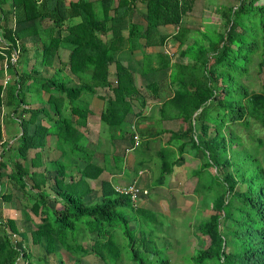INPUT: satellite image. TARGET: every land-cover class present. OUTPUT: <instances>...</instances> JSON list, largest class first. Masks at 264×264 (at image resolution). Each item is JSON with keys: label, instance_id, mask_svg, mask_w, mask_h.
Segmentation results:
<instances>
[{"label": "trees", "instance_id": "1", "mask_svg": "<svg viewBox=\"0 0 264 264\" xmlns=\"http://www.w3.org/2000/svg\"><path fill=\"white\" fill-rule=\"evenodd\" d=\"M95 1L11 0L7 11L1 10L0 32L7 44L0 45V75L5 59L14 50H18L17 62L26 59L32 69L25 74L18 71L17 64L8 63L11 80L3 86L0 78L4 127L8 131L17 125L20 133L15 146L6 144L8 149L3 148L8 157H0V199L16 205L20 212L18 217L12 214L2 218L0 214V264H32L42 259L47 264L48 259L59 257L56 253L60 259L74 258L73 264L90 255L103 259L105 255L98 249L111 243L108 231L114 224L133 252L131 261L144 264L135 231L129 227L132 218L116 213L119 207L131 209L128 199L115 196L108 181L102 179L103 201L88 204L84 198L91 192L89 186L79 185L73 177L74 170L65 166L75 159V149L83 159L88 156L85 128L89 97L100 89H109L111 76L116 79V86L111 88L113 97L103 99L106 106L101 115V121L116 130L124 121L120 112L127 105L126 97L131 99L138 93L133 74L118 60V53L154 46L163 49L169 40H180L181 19L190 10V0L150 1L146 31L129 33L124 38L125 46L114 19L109 23L108 16L102 20L93 16ZM112 1L102 0L106 10L113 9ZM230 1L232 6L218 12V29L210 31L217 41H210V35L204 33L203 43L179 48L173 62L165 61L167 56L162 51L156 68L147 55L140 65L143 75L161 73L164 77L169 70L168 83L174 88L169 104L178 106L182 128L171 133L178 156L172 162L166 161L163 150L156 156L161 160L156 186L164 185L165 175L187 153L202 160L191 171L197 179L195 193L204 190L209 197L214 181L219 188L210 208L215 213L195 228L201 243L209 239L206 248L197 250L196 264L212 259L218 264H264V166L257 153L262 141L257 139L258 145L252 149L239 133L240 128L248 129L250 122L264 129V85L256 90L242 80L249 75L254 54L260 57L258 74L264 68V0ZM166 25L179 29L174 36L152 41L150 35ZM108 31L112 32L109 40L99 37ZM135 35L142 39V46L136 45ZM64 46L68 48L65 62L59 52ZM50 69L53 72L48 74ZM71 75L76 77L77 85H70ZM45 122L48 126H44ZM55 138L57 141L52 140ZM146 145L149 147V143ZM86 163L89 171L91 161ZM101 173L99 169L92 175L78 172L79 183L88 176L97 179ZM67 178L73 184L71 190H67L71 185L65 182ZM16 189L30 202L27 211L19 205L18 198H9ZM48 201L56 207L51 208ZM35 247L39 255L33 253ZM161 264L168 262L164 259Z\"/></svg>", "mask_w": 264, "mask_h": 264}, {"label": "rangeland", "instance_id": "2", "mask_svg": "<svg viewBox=\"0 0 264 264\" xmlns=\"http://www.w3.org/2000/svg\"><path fill=\"white\" fill-rule=\"evenodd\" d=\"M6 2V1H5ZM222 10V9H221ZM92 13L93 16L94 8L92 7ZM213 18V17H212ZM215 20H219V17L215 15ZM209 23V20H207ZM40 28H44V25L39 24ZM206 29V27H205ZM205 33L207 36L210 35V41H217V37L215 34H212V32L205 30ZM205 35V34H204ZM41 36L43 34L41 33ZM193 40L196 42L203 43L202 39L198 36L197 33L193 34ZM171 45L167 46L166 51L172 53L173 49L171 50ZM68 51V48L62 47L59 52L61 56H64L66 52ZM37 61L40 62V59L36 57ZM252 64L250 66L249 75L247 77H244L242 80L245 82L246 85L253 87L254 89H260L261 86L264 85V68L261 72V74H258L257 68L258 63L260 62V57L258 54H254L252 57ZM128 59V66L130 67V70L132 71L134 77H137V65L134 60ZM20 61V60H19ZM124 63H126L125 59H123ZM65 62V61H63ZM53 67H56L57 61L54 60ZM18 71H21L22 73L28 74L29 70L32 69V67L29 65L26 59L23 61L21 60L17 64ZM53 69H50L48 74L52 73ZM45 76L47 74H44ZM1 78V75H0ZM113 82V80H112ZM31 85L28 86V88ZM158 88L161 87V85L157 86ZM164 89L167 91L166 87L164 86ZM144 94L149 95V93L146 91ZM162 97H165L162 95ZM102 103H100L101 105ZM90 114L88 113V116ZM93 118H90V121ZM96 119V118H95ZM3 121L5 123V117L0 112V123ZM181 122H179V125ZM160 123L157 124V126L160 127ZM90 134L97 135V128L98 124L96 125H89ZM121 130L125 131L123 126L121 127ZM106 136H103L102 133L99 135L100 140H102L103 145L101 146V150L104 153H109L115 151L116 155H119L122 152V148L120 144L113 143L112 145L109 144L111 137L108 135L111 130L106 127ZM239 133L241 134L242 138L244 139L245 145L251 147L254 149V146H257L258 143L256 142L257 139H260L262 141V147L257 150L258 158L260 159L262 165L264 166V129L258 125L254 124L253 122H250V126L248 129L240 128ZM6 136H8L7 132L5 133ZM171 135V134H170ZM250 136H253V139H250ZM91 142H95L90 140ZM96 147L93 146L94 151H99L100 148V142L96 141ZM111 143V142H110ZM147 145L142 144L139 148L133 150L131 152L132 158L128 159L126 163L124 164V160L122 156H114L113 158V170L118 173L126 174L127 176L131 174V172L138 171V165L142 162L145 164H141L140 166L144 167H150L152 170V177H153V184L156 185L155 179L159 176L160 173V166H161V160L159 157L155 156L156 149L155 146L149 145V147H146ZM65 149H68V147H64ZM168 149H163V153H166V161L170 162L174 160L175 157H177L178 153L174 150H169V147H166ZM59 151V150H58ZM124 151V148H123ZM165 151V152H164ZM75 152L77 153V149H75ZM101 152V153H102ZM101 155V154H100ZM170 156V157H169ZM168 158V160H167ZM185 161L182 163L177 164L174 166L171 170V172L167 175H171V179H167V175H165V185L162 187L159 191H156L158 198H161L163 200H168L167 203L163 206H151L147 209V215H141L131 212L130 210L123 209L122 207H119L116 210V213L125 215H128L132 218L129 227L132 229V231H135V237L137 238V248L141 252V258L145 259L146 264H160L159 260L161 259H168L169 264H195L194 257L196 255V252L199 247H202L200 244V241L196 239V237L193 235L194 228L193 226L197 223L199 224L202 220V218L205 217V215H208L211 210L212 202H215L217 200L218 194H219V188L217 183L214 181L212 183L211 192L209 194V197L206 198L205 194L206 192L204 190H200V192L196 195L192 190L195 187L196 179L192 177L191 171L195 170L199 166L198 159H192L190 156L184 155ZM86 159V158H85ZM88 159H86L85 162H87ZM98 161L99 164H102V160L99 158ZM108 160H106L107 163ZM156 165V167H155ZM125 166L128 167L125 169ZM57 166H51V169H55ZM67 170L71 169V165L65 166ZM130 167V168H129ZM48 171V170H47ZM51 172V171H49ZM50 177H53V172L50 173ZM126 178V177H124ZM40 179V176H39ZM109 184L115 185V184H121L124 182H128L127 179H118V178H108ZM53 180V179H52ZM65 182L70 183V187L67 186V190H71L73 188V184L70 182V179L67 178ZM79 185H85V182L82 180L81 184ZM86 184H88L86 180ZM82 187V186H81ZM156 187V186H155ZM27 192H30L29 190H26ZM155 192L151 191L148 195V197H154L156 194ZM21 194L20 189H16V191H13L9 198H18L20 202V206L23 207L26 211L29 208L30 202L26 200V198ZM53 196V194H52ZM56 197V196H54ZM164 197V198H163ZM167 197V198H166ZM96 199V197H94ZM174 198V199H173ZM88 200V199H87ZM13 200H11L12 202ZM196 201H198V206L196 207ZM91 202V199L88 201ZM189 203V205L187 204ZM49 206L51 208L56 207L53 202L48 201ZM202 205V207L200 206ZM57 205V204H56ZM207 205L204 209V206ZM210 205V206H209ZM10 204L8 201H1L0 202V211H1V217L4 218V216L8 215V208ZM4 208V209H3ZM202 208V209H201ZM3 209V212H2ZM180 209V210H179ZM182 212L178 216L176 215V212ZM201 212V217L197 218L196 221L194 220V215L199 214ZM175 215L178 217H175ZM18 217V214H17ZM137 217V218H136ZM139 223V225H138ZM80 225L78 224L77 227ZM105 238V237H104ZM108 238L110 239V244L107 246H100L98 251L102 254H104V258L97 257L96 255L88 256L84 258V260H81L79 264H123L122 261H129L130 258L133 256V252H131V249L128 248L126 240L124 241L122 237V231L120 228H118L115 224L111 228H109L108 231ZM149 240V241H148ZM204 247V246H203ZM32 248V247H31ZM33 253L39 255V250L35 247L33 249ZM56 257L54 259H48L47 264H61L60 260H63L64 264H73V259L61 258V255H58L56 253ZM112 255H118L117 258L112 257ZM91 257V258H90ZM94 257V258H92ZM44 260H35L32 261V264H44ZM98 262V263H97ZM206 264H218L216 259H212Z\"/></svg>", "mask_w": 264, "mask_h": 264}, {"label": "crops", "instance_id": "3", "mask_svg": "<svg viewBox=\"0 0 264 264\" xmlns=\"http://www.w3.org/2000/svg\"><path fill=\"white\" fill-rule=\"evenodd\" d=\"M6 1V2H5ZM154 2L156 0H114L111 2V7L113 9L111 11L106 10L105 3L102 0H96L92 7L94 8V13L99 19H104V16H108L110 18L109 23L112 19H114L115 23L118 27L121 28L122 44L125 46L126 42L124 38L127 39L129 33L133 32H145L147 29L146 15H147V6L149 2ZM181 3H184V0H180ZM11 3V0H0V22L3 20V15L1 14V10L7 11ZM233 5V2L230 0H190V10H188L185 15L181 19V29L183 31L180 40H169L164 44L163 49L160 46H154L150 48L137 49L134 52H130L128 50L122 51L118 53L117 58L122 63H124L123 59H125L126 63L124 65L129 68L128 59L131 61L134 60L137 65V77H134L135 84L138 89V93L130 99L131 102V115L133 116L129 120L138 124V130L141 132V137L144 143H149L155 146L157 156L163 149L174 150L177 152V148L174 144L171 143V133H177L179 131V117H178V106L176 107L173 104H169L170 100L174 96V88L169 86L168 76L169 70H166V75L163 77L161 73H155L143 75L141 73L142 60L144 59V55H147V58L150 59V64L154 68L158 66L160 60V54L163 51L167 56L165 61L173 62L176 58V52L179 48H183L186 46L193 45L196 41L193 40V34L197 33L198 36L204 40L205 30H217L221 20H215V15L218 16V12L223 7H230ZM213 17V18H212ZM209 20V23H207ZM74 21H77L76 19ZM75 23V22H72ZM206 27V29H205ZM40 28V26H39ZM156 33L150 35L152 41H160L164 37L174 36L178 28L170 25L159 26ZM112 36V32L108 31V33L101 34L99 37L103 40H109ZM144 39V38H143ZM142 39L138 38L135 35L136 45L142 46ZM208 40H205L207 42ZM129 43L127 42V46ZM171 45L173 52L169 54L167 53V46ZM171 49V50H172ZM170 59V60H169ZM129 60V61H130ZM131 71V70H130ZM132 72V71H131ZM133 74V73H132ZM153 83L156 86H153ZM161 85L160 88L157 86ZM166 87L167 91L164 89ZM154 89V90H153ZM153 90V91H152ZM148 92L149 95L144 94V92ZM106 92H99L94 97H89V104L95 111V115L93 119L90 121L89 125L98 124L97 135L92 134V141H101L99 135L102 133L103 136H106V131L103 129V126L99 123V116L102 111V103L100 96L105 95ZM165 96V97H162ZM96 118V119H95ZM130 123V124H131ZM161 124L160 127L157 124ZM14 131L16 128L12 126ZM140 134V133H139ZM132 151L127 152L124 155V160L128 161V159L132 158ZM100 158V156H98ZM113 165V162L111 161ZM138 165V171L131 172L130 175H126L123 173L113 172V167L108 177L111 178L117 177L118 179H127L128 182L121 183V185L128 184L132 179V181H136L141 187L145 189H150L156 193L163 186L154 187L153 186V177L152 170L150 167H144ZM111 167V166H110ZM156 167V165H155ZM128 167H125L127 169ZM130 168V167H129ZM110 169V168H109ZM126 177V178H124ZM171 179V175H167V179ZM153 179V180H152ZM94 191L90 194V196H96L97 200H100L98 195V190L100 188V183L96 181L94 185H92ZM164 198V197H163ZM167 198V197H166ZM158 204L159 206H163L167 203V200H163L158 198L157 193L154 197H150L148 200V204ZM189 205V203L187 202Z\"/></svg>", "mask_w": 264, "mask_h": 264}, {"label": "clouds", "instance_id": "4", "mask_svg": "<svg viewBox=\"0 0 264 264\" xmlns=\"http://www.w3.org/2000/svg\"><path fill=\"white\" fill-rule=\"evenodd\" d=\"M11 4V3H10ZM10 7V6H9ZM172 26V25H170ZM175 27V26H174ZM178 28V27H176ZM179 29V28H178ZM178 31V30H177ZM176 31V33H177ZM7 44V41L3 39L2 35H1V32H0V45H3L5 46ZM3 46L1 47L0 46V49H3ZM67 48V47H65ZM16 53V56H17V53H18V50H14L9 57H7L4 61V64H3V73L1 74V83L3 86H6L9 81L11 80L12 76L9 72V69H8V63H10L11 65H15V64H18L17 62V59H16V62L15 63H11L10 62V58L12 56V54ZM61 56V55H60ZM61 60L62 61H65L66 58L64 56H61ZM20 72V71H19ZM66 73H69L66 71ZM70 76V75H69ZM71 83L70 85H77L78 84V81L76 79V77L72 76L71 75ZM113 80V82H112ZM109 82L111 83V87L109 89H100L98 90L97 94L99 92H106L105 95L103 96H100L101 98V101H102V111H101V114L99 116V123L103 126V129L106 130V127H108L107 125H105L102 121H101V115L102 113L104 112V109H105V106H106V103L103 99H108V98H112L113 97V94H112V89L113 87L116 86L117 82H116V79L111 76L109 78ZM97 94H95L94 96H96ZM93 96V97H94ZM126 101H127V105L126 106H122L121 108V112H120V115L122 116L123 118V122L121 125H119L116 130H111L110 129V125H109V129L111 130V132L108 134L110 137H111V140L109 142L110 145H112L113 143H117V144H120L121 148H122V152L119 154V155H116L114 149L112 152L109 153H104L102 152L101 150V146L103 145V142L102 140L99 141L100 142V148H99V151H94L93 150V146L96 147V143L95 142H91L90 140L91 139V134H90V130H89V126L88 124L90 123V118H93L94 115H95V111L94 109L91 107V105L89 104V109L88 111L90 112L88 118H87V122H86V128L85 130L87 131L86 132V135L88 136V151H86V154L88 155L87 157L85 156L86 159H89L91 161V168L89 171H86L85 167L87 166V163L85 162V159L82 158L81 154L77 151L76 155H75V159L70 162V165L72 166L71 169L74 170L73 171V177L74 179L77 181V183L80 182L81 180V177L78 176V172H85L87 173L88 175H92L93 172H96V169H99L102 173L100 174V177L97 178V179H94V178H90L91 176H88V177H85L84 179H82L85 184H86V180L88 182V186H89V189L91 190V192L84 198L85 202H87L88 204L90 205H93V204H100L104 197H103V190H102V186L100 184V188L98 190V195L100 197V200H97V197L96 196H90L91 193H93L94 189L92 187V185H94V183L96 181H98V183H100L102 181V179H106L108 181V184H109V179L108 178H111L108 177L109 173L111 172L112 170V164H111V161L113 162V158L114 156H122L123 157V160L125 159L124 158V155L129 152V151H133L137 148H139L142 144H146L143 142V140L140 138V134L138 132V124L135 122H132L129 120V118L131 119L133 116L131 115V102H130V99L129 97H126ZM180 122V120H179ZM131 123V124H130ZM0 125H2V142H0V157H2L3 159L7 158L8 157V154L3 150V148L5 150L8 149V146H6V144H8L9 146L13 147L16 145L17 141H18V137L20 135L19 132V129H18V126L17 125H12L16 128V131H14L13 128L9 129L8 131H6L5 127H4V123L3 121L0 123ZM44 126H48L47 123L45 122L44 123ZM123 126V128L125 129V131L121 130V127ZM182 129L181 128V124L179 125V130ZM7 132L8 136L5 135V133ZM18 134V135H16ZM16 135V136H15ZM107 135V133H106ZM53 141L57 139H52ZM183 141H187V139H184ZM49 142H50V139H49ZM151 146H153L152 144H149ZM174 145H176L174 143ZM113 146V145H112ZM123 148H124V151H123ZM102 152V153H101ZM101 154V155H100ZM185 155L187 153H184ZM98 156H100V159L102 160V164H99L100 162L98 161ZM178 156V155H177ZM188 156V155H187ZM189 157V156H188ZM191 157V156H190ZM192 159H198V161L200 162L199 163V166L200 164L202 163V160L201 158H193L191 157ZM106 159L108 160L107 163H106ZM160 159V158H159ZM173 161V160H172ZM171 161V162H172ZM185 161V158L183 161L179 162V163H182ZM124 164L126 163V161L124 160L123 161ZM178 163V164H179ZM89 165V164H88ZM177 165V164H176ZM175 165V166H176ZM111 166V167H110ZM198 166V167H199ZM126 167V166H125ZM197 167V168H198ZM110 168V169H109ZM196 168V169H197ZM80 169V170H78ZM160 169H161V166H160ZM113 172H116V171H113ZM160 175V173H159ZM159 177V176H158ZM158 177L155 179V181L158 180ZM115 178V177H114ZM117 178V177H116ZM112 179V178H111ZM196 179V178H195ZM133 180V179H132ZM130 181L128 184H125V185H121V184H115V185H110V187L112 188V190L114 191V193L116 194L115 196H120V197H125L128 199L129 201V206L130 208L134 211L133 213H136V214H141V215H144L146 216L147 215V209L153 205L155 206H158V204H151L149 203L148 204V200L150 197H148L149 193L151 192L150 189H145L143 187H141L136 181ZM196 182H197V179H196ZM164 183H165V180H164ZM196 185V184H195ZM7 186V189H8V185L6 184ZM153 186L155 187L156 185L153 184ZM83 187V186H82ZM156 187H160V186H156ZM11 189V188H9ZM8 189V192H10V190ZM195 187L194 189L192 190L194 193H195ZM0 192L2 193L3 191L0 189ZM196 194V193H195ZM197 195V194H196ZM96 197V199L94 198ZM88 199V200H87ZM91 199V202L89 203L88 201ZM174 199V198H173ZM3 201L0 199V202ZM168 201V200H167ZM9 203V202H8ZM10 204V203H9ZM15 205V204H14ZM198 206V201H196V207ZM207 205L204 206V209H206ZM210 206V205H209ZM4 209V208H3ZM3 209H2V212H3ZM18 207H13L12 204H10L9 208H8V215L7 216H11L12 214L14 216L17 217V214H20V212H18ZM130 209V210H131ZM202 209V208H201ZM16 210V212H14ZM129 210V209H128ZM180 210V209H179ZM207 210H210V209H206ZM132 212V211H131ZM182 212L178 211L176 212V215L178 216V214L180 215ZM209 214L211 213H215V212H208ZM0 214H1V211H0ZM208 214V215H209ZM175 215V217H177ZM201 215V212H199L198 216L197 215H194V220L196 221V219ZM208 215H205V217L207 218ZM7 216H4V218H7ZM205 217L202 218V220H205ZM137 218V217H136ZM178 218V217H177ZM201 220V221H202ZM139 225V223H138ZM198 224L196 223L193 228H194V232H193V235L196 237V239H198L200 241V239L198 238V234H196L195 232V228ZM149 241V240H148ZM110 244V243H109ZM200 244L202 245V247H199L198 250L200 248H206V246L209 244V239L208 240H205L204 239V242L201 243L200 241ZM204 246V247H203ZM92 256V255H90ZM87 257V256H86ZM85 257V258H86ZM91 258V257H90ZM94 258V257H92ZM95 259V258H94ZM166 259V258H165ZM161 260H164V259H161ZM161 260H159L160 264H161ZM168 264H169V260L166 259ZM144 262V264H146V261L145 259L142 260ZM98 263V262H97ZM123 264H135L133 261L129 260L127 262L125 261H122ZM26 264V263H24ZM196 264V263H195Z\"/></svg>", "mask_w": 264, "mask_h": 264}, {"label": "built area", "instance_id": "5", "mask_svg": "<svg viewBox=\"0 0 264 264\" xmlns=\"http://www.w3.org/2000/svg\"><path fill=\"white\" fill-rule=\"evenodd\" d=\"M17 59L16 53L12 54L11 58H10V62L11 63H15Z\"/></svg>", "mask_w": 264, "mask_h": 264}]
</instances>
